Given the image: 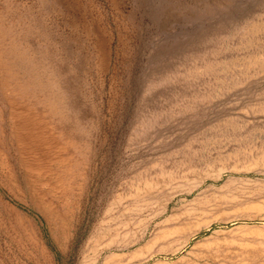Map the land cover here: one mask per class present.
<instances>
[{
	"label": "rangeland",
	"instance_id": "374dc122",
	"mask_svg": "<svg viewBox=\"0 0 264 264\" xmlns=\"http://www.w3.org/2000/svg\"><path fill=\"white\" fill-rule=\"evenodd\" d=\"M234 167L264 168V0H0V264H264V199L119 249L142 193Z\"/></svg>",
	"mask_w": 264,
	"mask_h": 264
},
{
	"label": "bare ground",
	"instance_id": "6f19581e",
	"mask_svg": "<svg viewBox=\"0 0 264 264\" xmlns=\"http://www.w3.org/2000/svg\"><path fill=\"white\" fill-rule=\"evenodd\" d=\"M215 79V77H214ZM218 79V78H217ZM204 80V79H203ZM204 83V82H203ZM216 84V83H215ZM219 87V86H218ZM201 89V88H199ZM225 90V89H224ZM241 90V89H240ZM252 89H250L251 91ZM203 91V90H202ZM209 91V90H208ZM212 91V90H211ZM216 91V88H215ZM193 92V91H192ZM201 93V92H200ZM213 93V92H210ZM255 93V92H254ZM176 94V93H175ZM181 95V94H180ZM213 95V94H212ZM228 95V94H227ZM244 95V94H242ZM241 95V96H242ZM254 95V94H253ZM191 96V95H190ZM194 96V94H193ZM246 96V95H245ZM186 97V96H185ZM198 97V96H197ZM256 97V96H255ZM189 98V97H188ZM193 98V97H192ZM182 101V100H181ZM243 101V100H242ZM260 101V100H259ZM184 102V101H183ZM236 102V101H235ZM253 102V101H252ZM232 103V102H231ZM214 104V103H213ZM165 106V104H163ZM243 105V104H242ZM182 106V105H181ZM201 106V105H200ZM207 108V107H206ZM216 108V107H215ZM222 108V107H221ZM238 108V107H237ZM240 108V107H239ZM242 108V107H241ZM150 109V108H149ZM164 109V108H163ZM204 109V108H203ZM236 109V108H234ZM155 111V109H153ZM160 110V109H159ZM180 110V109H179ZM163 111V110H162ZM167 111V110H166ZM218 111V110H217ZM230 111V110H229ZM246 111V110H245ZM177 112V111H176ZM196 112V111H195ZM221 112V111H220ZM234 113V112H233ZM247 113V112H246ZM175 114V113H174ZM197 114V113H196ZM215 114V113H214ZM230 114V113H229ZM167 116V115H166ZM191 116V115H190ZM208 116V115H207ZM222 116V115H221ZM234 116V115H233ZM171 117V116H170ZM208 118V117H207ZM212 118V117H211ZM227 118V117H226ZM183 119V118H182ZM221 119V118H220ZM206 120V119H205ZM222 120V119H221ZM168 122V121H167ZM171 122V121H170ZM190 122V121H189ZM196 122V121H195ZM212 122V121H211ZM187 123V122H186ZM214 123V122H213ZM180 124V123H179ZM205 124V123H204ZM164 125V124H163ZM209 125V124H208ZM207 125V126H208ZM176 126V125H175ZM221 126V125H220ZM200 127V126H199ZM206 127V126H205ZM165 128V127H164ZM178 128V127H177ZM184 129V128H183ZM182 129V130H183ZM194 129V128H193ZM190 130V129H189ZM228 130V129H227ZM166 131V130H165ZM205 131V130H204ZM208 131V130H207ZM188 132V131H187ZM194 132V131H193ZM242 132V131H241ZM197 133V132H196ZM202 133V132H201ZM251 133V132H250ZM169 134V133H168ZM214 134V133H213ZM217 134V133H216ZM229 134V133H228ZM171 135V134H170ZM188 135V134H187ZM204 135V134H203ZM155 136V135H154ZM189 136V135H188ZM196 136V135H195ZM205 136V135H204ZM220 136V135H219ZM236 136V135H235ZM244 137V135H242ZM247 136V135H246ZM249 136V135H248ZM258 136V135H257ZM160 137V136H159ZM186 137V136H185ZM180 138V137H179ZM194 138V137H193ZM203 138V137H202ZM214 138V137H213ZM200 139V137L198 138ZM233 139V138H232ZM235 139V138H234ZM165 140V139H164ZM178 141V140H177ZM175 141V142H177ZM181 141V140H180ZM204 141V140H203ZM241 141V140H240ZM162 142V141H161ZM228 142V141H227ZM238 142V141H236ZM163 143V142H162ZM171 143V142H170ZM220 143V142H219ZM232 143V142H231ZM171 145V144H169ZM182 145V144H181ZM193 146V145H192ZM199 146V145H198ZM217 146V145H216ZM238 146V145H236ZM206 147V146H205ZM200 148V147H198ZM176 149V148H175ZM215 150V149H214ZM210 151V150H208ZM213 152V151H212ZM219 152V150H218ZM220 153V152H219ZM213 154V153H212ZM255 162V161H254ZM261 162V161H260ZM203 163V162H202ZM219 163V162H218ZM259 166V165H258ZM257 166V167H258ZM205 167V166H204ZM222 168V167H220ZM209 169V168H208ZM233 177H250L256 176L264 178V168L254 167H234L231 169H221L220 171L206 175L194 181L184 191L179 192L177 189L170 185H156L150 190L142 193L139 196L141 206L134 213L136 221L132 224L133 228H142L144 233L141 237H138L129 245L120 246V250H125L131 246H137L141 239L148 234L150 228L153 225L161 226L164 232L157 236L155 239L160 241H169L178 236L190 237L193 234L200 231L202 224L197 222L195 228H191V225L196 220L201 219L203 216H207L209 213L221 212L244 206V204L256 201L257 199H264V191L255 192L250 187L248 182H239V185H231L227 191L224 192V188H216L215 193L210 196L203 197L198 204L192 206L191 209H187L178 212L170 217H166L171 211L170 207L176 202L178 198L186 201L187 198L201 195L202 188L211 184L214 186L218 184L224 176ZM184 178V177H183ZM177 179V178H176ZM186 179V178H185ZM174 183V182H173ZM156 184V183H154ZM177 184V183H176ZM229 184V183H228ZM216 187V186H215ZM206 190V189H205ZM137 195V194H136ZM137 200V199H136ZM138 204V203H136ZM135 204V205H136ZM192 204V203H191ZM186 205V204H185ZM178 208V207H177ZM174 210V209H172ZM176 210V208H175ZM178 210V209H177ZM131 211V210H130ZM134 211V210H132ZM210 215V214H209ZM132 218V217H131ZM162 219H164L162 221ZM215 220V219H214ZM238 220V219H236ZM205 221V220H204ZM202 222V221H201ZM126 223V222H125ZM128 223V222H127ZM130 223V222H129ZM204 223V222H203ZM207 223V220H206ZM125 226V224H124ZM161 232V230L159 231ZM133 240V239H132ZM111 248V247H110ZM109 248V249H110ZM136 248V247H135ZM107 249V248H106ZM181 262V261H180ZM184 264H200L199 258L193 260H186Z\"/></svg>",
	"mask_w": 264,
	"mask_h": 264
}]
</instances>
